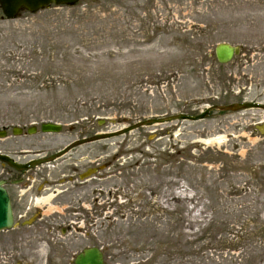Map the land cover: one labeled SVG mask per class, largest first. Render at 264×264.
Returning a JSON list of instances; mask_svg holds the SVG:
<instances>
[{"label":"rangeland","instance_id":"374dc122","mask_svg":"<svg viewBox=\"0 0 264 264\" xmlns=\"http://www.w3.org/2000/svg\"><path fill=\"white\" fill-rule=\"evenodd\" d=\"M220 42L239 49L226 64ZM238 102L264 104V0H79L13 20L0 10V125L62 126L36 154L70 142L77 123L112 132ZM263 124L258 109L212 110L92 143L104 215L90 234L103 259L264 264ZM33 249L10 258L0 245V264H46L45 246Z\"/></svg>","mask_w":264,"mask_h":264},{"label":"flooded vegetation","instance_id":"af4514ba","mask_svg":"<svg viewBox=\"0 0 264 264\" xmlns=\"http://www.w3.org/2000/svg\"><path fill=\"white\" fill-rule=\"evenodd\" d=\"M40 124L0 125V155L11 159L0 160V186L6 191L12 215L11 228L0 232L5 233L0 245L15 250L6 255L21 257L23 248L31 252L41 244L46 249V264H74L83 249L97 247L104 262V246L94 244L90 234L93 217L104 215V161L93 164L90 146L94 142L66 148L98 132H93L90 121L71 125L70 142L36 154L41 150L36 143L45 142L40 135L50 134L42 132ZM83 146L88 147L86 152H74L72 161L60 160ZM60 152L63 155L55 160L40 161Z\"/></svg>","mask_w":264,"mask_h":264},{"label":"water","instance_id":"95a60500","mask_svg":"<svg viewBox=\"0 0 264 264\" xmlns=\"http://www.w3.org/2000/svg\"><path fill=\"white\" fill-rule=\"evenodd\" d=\"M77 1L78 0H0V8L4 17H6L7 19H13L17 15H19L20 11L23 10L29 13H35L49 6L50 4L69 6L75 4ZM238 52L239 49L237 48V46H233L226 42H220L216 44L214 49V54L216 57L215 59L221 64L229 62L234 55L236 56V54H238ZM248 108L260 109L264 111V104L258 102H240V103H231L227 105H222L218 107L216 105L209 106L205 110H203L202 113L195 116L180 113L177 115L167 116L158 119H149L147 121L145 120L143 122H138L133 126H128L126 128L117 130V132L114 131V132L91 136L89 138L77 141L75 142V144H81L84 142H91L98 139H104V138L116 136L118 134H122L124 132L130 131L135 127L144 126L152 123H162L177 119H182L187 121L188 120L198 121L199 119H203L207 117L209 112L212 110L238 111V109L243 110ZM59 127H60L59 124L47 122V123H43L40 129H42L43 132H57L60 129ZM259 130L263 132V129L259 128ZM75 144H72L70 146H73ZM57 156H59V154H57L56 156L46 158L41 161H46V160L50 161L57 158ZM0 158L5 159V161L8 160L6 157L0 156ZM8 201L9 200L6 192L2 187H0V230L9 228L12 223V215L10 212V205ZM74 264H103V262L101 259L100 252L98 251V249L93 247L92 249L91 248L85 249L82 253L78 254L74 259Z\"/></svg>","mask_w":264,"mask_h":264}]
</instances>
